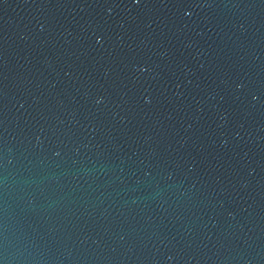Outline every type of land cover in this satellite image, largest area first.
<instances>
[{"label":"water","instance_id":"1","mask_svg":"<svg viewBox=\"0 0 264 264\" xmlns=\"http://www.w3.org/2000/svg\"><path fill=\"white\" fill-rule=\"evenodd\" d=\"M0 264H264V0H0Z\"/></svg>","mask_w":264,"mask_h":264}]
</instances>
